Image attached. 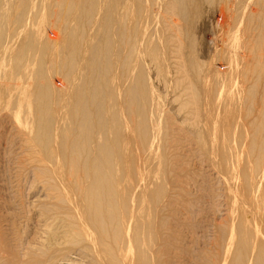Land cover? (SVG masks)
I'll return each mask as SVG.
<instances>
[{"label": "bare ground", "instance_id": "obj_1", "mask_svg": "<svg viewBox=\"0 0 264 264\" xmlns=\"http://www.w3.org/2000/svg\"><path fill=\"white\" fill-rule=\"evenodd\" d=\"M44 1L0 0V264H264V0Z\"/></svg>", "mask_w": 264, "mask_h": 264}, {"label": "rangeland", "instance_id": "obj_2", "mask_svg": "<svg viewBox=\"0 0 264 264\" xmlns=\"http://www.w3.org/2000/svg\"><path fill=\"white\" fill-rule=\"evenodd\" d=\"M35 1H37L36 2V4L37 3H39V4H37V6L39 5V7L40 8H42L43 7V9H40L39 7H37V11H36V13H35V15L31 18V23L33 24V26H34V22L33 21H35V19H36V24L39 22V21H41L42 19H45V16H46V19H45V21H46V23H48V24H50L49 22H50V18L48 17V13H47V11H46V7H45V1L44 0H42V1H39V0H35ZM39 1V2H38ZM44 1V2H43ZM159 1V0H158ZM157 1V2H158ZM41 2V3H40ZM43 2V3H42ZM44 5V6H43ZM157 6V7H156ZM159 2H158V4L156 3V5H155V9H159ZM154 9V10H155ZM40 10V11H39ZM41 10H42V12H44V14H42V16H43V18L41 17V14L40 13H42L41 12ZM156 10V11H157ZM38 12H40V13H38ZM47 13V14H46ZM103 13L104 12H102V15H103ZM40 15V18H39V15ZM34 17H35V19H34ZM42 18V19H41ZM34 19V20H33ZM38 19V20H37ZM39 19H41V20H39ZM48 19V20H47ZM156 19V18H155ZM155 19H153V21L151 22V26H150V28H153L154 27V29H150L151 31L152 30H156V29H158V27H159V25H158V23H156V21H157V19L155 20ZM155 21V22H154ZM153 24V25H152ZM156 24H157V26H156ZM153 26V27H152ZM156 26V27H155ZM52 28V29H51ZM54 27H50V25H48V30H49V32H47V34L49 35V33H50V36H52V33H53V31H55V29H53ZM47 30V31H48ZM52 30V31H51ZM232 30V29H231ZM230 30V32H229V36H227L226 37V39H225V43H226V47H227V45H228V47H230L232 44H233V42H235L241 35H242V31L241 30H238L237 28L234 30H232L231 31ZM153 32V31H152ZM256 33V32H255ZM264 35V34H263ZM215 39V38H214ZM256 40V36H255V38H254V41ZM227 41V42H226ZM213 42H215V41H213ZM231 43V44H230ZM255 43V42H254ZM54 76V77H53ZM53 76H52V82L56 85V86H60L61 85V83L60 82H62L59 78H61V77H59V75H56L55 73L53 74ZM152 77H150V79H151V81H152V86H153V90L155 91V94H154V97H155V99H156V101H157V103L160 101V100H162V102H163V104L165 105V104H167V105H165V106H163L164 107V110L165 109H167V110H165V111H167L168 112V106L169 107H173V105H172V98H170V96L171 95H173V92H172V90H170V92H171V95H168L169 97L166 99V100H168L167 102H165L164 101V98L166 97V94H164L165 92H167V91H165V89H163L162 87L160 88V86H158L157 85V83H155L156 81H157V79L156 78H154L153 77V75H151ZM254 76L256 77V75H252L251 77H252V80L255 82L258 78H259V76H257L256 77V79H254ZM56 77V78H55ZM58 77V78H57ZM22 79V80H21ZM25 79H26V77H23V78H20V80L19 81H25ZM153 79V80H152ZM154 79H155V81H154ZM31 80V79H30ZM238 81V80H237ZM263 83H264V77L262 78V80H261ZM57 82V83H56ZM156 84V85H155ZM156 86V87H155ZM259 93L260 92H262V89H264V88H262V86H261V84H259ZM158 87H159V89H158ZM162 89V90H161ZM161 90V91H160ZM163 91H165V92H163ZM158 94V95H157ZM163 95V96H162ZM161 96V97H160ZM174 96V95H173ZM172 97V96H171ZM158 99V100H157ZM161 102V103H162ZM171 107V108H172ZM171 108H169V112H170V109ZM175 107H173L172 109H174ZM228 108H232V107H228ZM227 108V109H228ZM171 109V112H170V115H172L173 113V115L172 116H174L175 117V120H176V114H175V111L174 110H172ZM231 110V109H230ZM233 110V113H234V115L231 113V111ZM231 111H229V109L227 110V111H229L230 112V114H232L233 116H236L237 115V113L234 111V108L232 109ZM173 112V113H172ZM229 112H228V114H229ZM235 113H236V115H235ZM177 122V121H176ZM228 129V131L230 130L229 128H227V127H224V132L226 131ZM227 131V132H228ZM231 131V130H230ZM242 153V152H241ZM158 159V157H155V159H153L154 161H156V162H154L153 160H152V162L155 164V163H158V161H157V159ZM6 165V164H5ZM9 167V168H8ZM6 168H7V170H6ZM193 169H195V167H193ZM5 170H6V172H7V177H8V179L11 177V179H9L12 183H10V191L12 190L14 193H15V191H16V194H14L12 191L9 193V196H12V197H9V204H10V206L11 207H9L10 208V213H12V214H9L8 212V214L7 215H9V218L10 219H12V222H13V224H14V231H15V236H16V238H20V239H26V237H28L29 235V237H31L33 234H32V232H34V227H36L35 225H36V219H37V217L36 216H38L37 214V211H38V207H37V205H38V203H40V202H42V201H44V194L43 193H41L40 191H39V189H37L36 187H32V184H30V183H21V185L20 186H18L17 187V184H18V182H17V179H15V178H13L15 175V171L13 172V171H10V166L8 165H6V167H5ZM9 171H10V173H9ZM14 175V176H13ZM6 178V177H5ZM7 179V178H6ZM12 179H15V180H12ZM17 182V183H16ZM135 182V181H134ZM136 183V182H135ZM23 185V186H22ZM12 186V187H11ZM29 186H30V188H29ZM17 187V188H16ZM222 188H223V186H222ZM18 189H19V191H18ZM26 189V190H25ZM31 189H32V191H31ZM225 189H226V186H225ZM229 189L227 188V191H228ZM19 192V193H18ZM21 192H23V193H21ZM21 193V194H20ZM12 194V195H11ZM14 194V195H13ZM17 195H19V198H18V196ZM15 196V197H14ZM238 196V197H237ZM236 197L237 198H239V197H241L240 199H245V203H246V198H245V196L244 195H237ZM37 197V198H36ZM44 197V198H43ZM224 200H223V202L225 203V205H227V209L228 208H231V207H233L234 206V204H235V202H234V200H237V198L236 197H234V198H236V199H234L233 201H232V199L233 198H231L230 197V192H229V195H228V193H225L224 192ZM18 198V199H17ZM227 198L229 199V201L227 200ZM231 198V199H230ZM17 199V200H16ZM23 199V200H22ZM39 199V200H38ZM41 199H43L42 201H40ZM240 199H238L237 200V202H239V203H237V204H235V206L234 207H239V205H240V202L242 201V200H240ZM19 200V201H18ZM32 200V201H31ZM36 200H38V201H36ZM240 200V201H239ZM31 201V202H30ZM230 201H232L233 203L231 204L230 203ZM244 201V200H243ZM242 201V202H243ZM27 202V203H26ZM36 202H37V204H36ZM242 202H241V204H242ZM16 203H18L17 204V206H16ZM245 203H243V205L245 204ZM11 204H13V205H11ZM21 204V205H20ZM230 204V205H229ZM239 204V205H238ZM28 205V206H27ZM232 205V206H231ZM237 205V206H236ZM14 206V207H13ZM23 208H22V207ZM24 206H25V208H24ZM31 206V207H30ZM28 207V208H27ZM14 208H16V210H14ZM30 208V209H29ZM37 208V209H36ZM223 210L225 209L226 210V207H223L222 208ZM235 209V208H234ZM12 210V211H11ZM222 211V212H224V213H222V216H224V218L221 216V218L220 219H222L223 221L225 220V219H227V216H226V211ZM28 211V212H27ZM31 212V213H30ZM211 213V212H210ZM20 214V215H19ZM27 214V215H26ZM10 215H12V216H10ZM13 217V218H12ZM35 218V219H34ZM210 219H209V222H211L212 220H213V222H215V224H216V222H217V224H219L220 222H222L223 223V221L222 220H220L219 218H215V216L213 215V214H211L210 215V217H209ZM15 219V220H14ZM19 219V220H18ZM34 220V221H33ZM18 222V223H17ZM18 225V226H17ZM22 225V226H21ZM29 225V226H28ZM20 226V227H19ZM18 227V228H17ZM27 227V228H26ZM18 229V230H17ZM17 231V232H16ZM23 232V233H22ZM23 234V235H22ZM23 236V237H22Z\"/></svg>", "mask_w": 264, "mask_h": 264}]
</instances>
